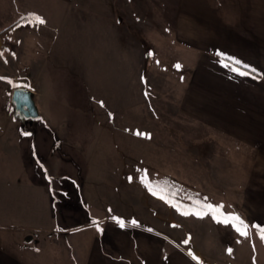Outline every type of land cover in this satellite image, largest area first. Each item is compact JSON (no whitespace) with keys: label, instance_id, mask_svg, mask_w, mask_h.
I'll use <instances>...</instances> for the list:
<instances>
[{"label":"rangeland","instance_id":"374dc122","mask_svg":"<svg viewBox=\"0 0 264 264\" xmlns=\"http://www.w3.org/2000/svg\"><path fill=\"white\" fill-rule=\"evenodd\" d=\"M167 1L0 0V116L9 113L16 118L10 103L14 89L32 86L43 101L51 85L48 95L63 92L65 102L71 106L70 114L94 119L90 127L87 122L79 125L70 122L59 130L75 131L87 124V129L104 135L97 137L103 141L102 150L94 153L96 159L100 157L96 161L102 163L101 167L88 170L91 180L65 182L61 194L60 186L52 185L40 163L37 167L43 179L24 177L30 167L27 166L30 150H25L18 141L7 145L1 139L3 247L7 246L6 233L18 230L20 225L36 224L41 231L56 223L48 218L54 202L57 209L67 208L71 215L77 210L85 217L83 220L67 217L65 223L55 219L59 226L71 229L70 234L59 228L48 234L35 233L32 247L42 258L57 256L60 251L57 245L68 242V237L85 240L89 234L82 229V222L92 225L112 221L119 225L123 222V228L139 231L143 236L164 239L166 251L183 249L197 258L199 264H257V261L264 264V245L251 224L255 202L245 198L246 191L253 187L247 185L254 173L252 154L230 138L215 134L205 123L191 120L190 113L181 105L190 80L188 67L180 63L177 68L175 64L182 54L181 46L174 41L159 42L157 35L153 40L152 34V29L168 26L163 24L167 19ZM33 16L41 17L45 23H36ZM126 28L134 33L137 48L142 49L134 55L135 110L122 113L121 117L125 127L128 117L136 119L133 148L132 136L127 137L126 128L117 130L118 122L101 111L103 101L98 94L95 96L91 91L97 97L92 101H96L87 100L90 111H84L86 103L82 101L85 98L81 90L84 78L80 74V68L91 66L97 59L94 64L102 68L105 88L104 82L115 78V70L122 68L125 72L121 66L125 61L120 60L127 59V43L120 48L117 36L127 33ZM6 124L0 120V131L16 129ZM26 124L21 121L20 127L26 130ZM116 131L120 132L118 136ZM138 132L147 134V138L137 135ZM116 142L128 152L119 151ZM165 190L168 199L162 195ZM175 197L187 205H177ZM203 204L223 205L224 214L236 215L247 225L248 235L242 236L231 224L217 222L211 215H194ZM185 212L189 214L184 215ZM185 240L188 242L184 243ZM66 260L68 256L63 260L68 264ZM53 261L59 263L56 258Z\"/></svg>","mask_w":264,"mask_h":264},{"label":"crops","instance_id":"0c3cea01","mask_svg":"<svg viewBox=\"0 0 264 264\" xmlns=\"http://www.w3.org/2000/svg\"><path fill=\"white\" fill-rule=\"evenodd\" d=\"M165 10L169 20H164L163 24L168 26L152 29L153 40L157 35L159 42L174 41L181 46L182 54L175 64L182 63L190 72L187 92L183 95L181 105L184 104L191 120L205 123L210 130L216 131L215 134L230 138L239 143L246 153L252 154L251 171L254 173L247 185L253 187L246 191L245 198L255 202L252 206L251 224L254 233L261 236V229H264V0H168ZM126 30L127 33L117 36L120 37V48L127 43V59L122 57L120 60L125 61L121 64L125 72L122 68L115 70V78L111 77L109 82H104L105 88L102 83V68L94 64L97 59L90 63L91 66L80 68V74L84 78V88H81L85 98L82 101L86 103L84 111H90L87 100L92 101L98 94V98L103 101H100L103 104L102 108L99 106L101 111L111 121L118 122L117 130L126 128L127 137L132 136L133 148L136 119L131 117L129 120L128 117L125 127L121 117L122 113L135 110L134 55L135 52H142V49L137 48L139 46L136 45L134 33L128 28ZM12 34L13 32L10 37H13ZM35 39L40 40L39 37ZM228 57L239 60L242 65H248L256 71L247 76L239 75L230 67L224 66V63L231 64ZM241 70L248 71L242 67ZM50 87L51 85L43 101H40L41 96L36 95L32 86L23 87L32 92L42 119L27 122V128L23 130L20 127L21 121L11 114L0 116V120L7 122L6 127L16 128L10 131L2 129L0 141L3 138L2 142L10 145L15 140L25 150H30L31 158L27 162L30 167L24 177L32 180L42 178L37 167L40 163L47 179L52 181V185L57 183L61 189L67 181L91 180L88 170L102 165L96 161L100 157L96 159L97 155L94 153L102 150L103 141L97 137L104 135L95 134L86 128L87 124L91 126L94 119L89 120L86 115L81 119L77 114H70L71 106L65 102L63 92L54 91L49 96ZM102 87L104 94L99 91ZM91 91L95 96L91 95ZM70 122L76 125L82 122L87 124L75 131L59 130L64 123L67 125ZM111 132L115 136L114 131ZM115 133L117 136L120 134L117 131ZM118 145L119 151L128 152L124 146ZM108 147L115 151L112 145ZM62 191L61 189L60 194ZM75 211V215H71L70 210L61 207L57 209L53 202L48 218L50 216V220L56 223L43 227L41 231L35 224L20 225L18 230L7 232L4 237L7 246L3 247L0 243V264H55L54 258L57 262L59 260L58 264H65L63 260L67 256L68 264H199L197 258L187 255L183 249L172 248L166 251L164 239L143 236L139 231H130L112 221L92 225L81 221L82 229H86L89 234L84 237L85 240L82 237L70 240L68 237V242L57 245L60 249L58 257H40V253L32 247L35 243L33 235L52 233L56 228L70 234L71 229L59 226L58 222L65 223L67 217L83 220L85 214ZM261 244L264 245L263 239Z\"/></svg>","mask_w":264,"mask_h":264},{"label":"snow or ice","instance_id":"6c2138e0","mask_svg":"<svg viewBox=\"0 0 264 264\" xmlns=\"http://www.w3.org/2000/svg\"><path fill=\"white\" fill-rule=\"evenodd\" d=\"M33 19L35 20L36 23L38 24H44L45 21L39 17V16H33ZM30 23L32 22L31 20L29 21ZM218 55H223L221 53H218ZM228 60L231 61V64L229 63H224L225 67H230L233 72L238 73L239 75L242 76H247L250 74V72H255V69L250 68L248 65H242L241 61L236 60L234 58L228 57ZM223 63V61H222ZM177 68L180 67V65H176ZM241 67L243 69H248V71H243L241 70ZM103 106V104H102ZM137 135H144L147 138V134L144 133H137ZM144 181V177H142V182ZM148 186V185H146ZM158 187V186H157ZM151 191V187L149 188ZM155 195V192H153ZM163 198V197H161ZM223 208V205H212V204H203L201 206V209L195 213L194 215L197 216H206V215H211L214 220H217V222L224 223V224H231L233 227H235L236 231L239 232L242 236H247L248 233L246 231L247 225L244 224V222L240 219V217L236 215H230V214H224L221 209ZM184 215H188L189 213L185 212L183 213ZM219 217H223V219H219ZM135 223V221H133ZM121 227H123V222L120 224ZM261 239H264V229H261ZM188 241L185 240L184 243H187ZM229 252H231V249H229Z\"/></svg>","mask_w":264,"mask_h":264},{"label":"water","instance_id":"95a60500","mask_svg":"<svg viewBox=\"0 0 264 264\" xmlns=\"http://www.w3.org/2000/svg\"><path fill=\"white\" fill-rule=\"evenodd\" d=\"M11 104L15 117L20 121H41L42 117L38 113L31 91L23 87L14 89L11 93Z\"/></svg>","mask_w":264,"mask_h":264},{"label":"trees","instance_id":"16d2710c","mask_svg":"<svg viewBox=\"0 0 264 264\" xmlns=\"http://www.w3.org/2000/svg\"><path fill=\"white\" fill-rule=\"evenodd\" d=\"M0 34H1V33H0ZM164 185H165V188H166L167 185H168V183H165ZM175 190H176V188H175ZM176 192L179 193L178 191H176ZM162 195L165 196V198L168 199V197H167V196H168V193H166V190H165V192L162 193ZM196 197H197V196H196ZM175 198H176L175 200H176V204H177V205H182V206H183V205H187L186 203H184V201H180V199H177V197H175ZM192 198L194 199L195 197H192ZM169 199H170V198H169ZM197 199H198V198H197ZM199 201H200V200H199ZM179 202H180L181 204H178Z\"/></svg>","mask_w":264,"mask_h":264}]
</instances>
